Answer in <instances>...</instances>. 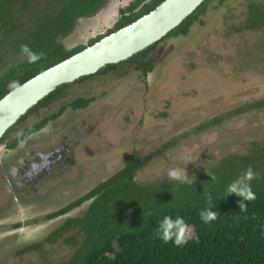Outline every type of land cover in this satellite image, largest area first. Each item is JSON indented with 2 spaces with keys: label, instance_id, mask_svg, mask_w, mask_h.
<instances>
[{
  "label": "trees",
  "instance_id": "trees-1",
  "mask_svg": "<svg viewBox=\"0 0 264 264\" xmlns=\"http://www.w3.org/2000/svg\"><path fill=\"white\" fill-rule=\"evenodd\" d=\"M162 1L133 0L119 10L120 17L111 28H106L104 34L89 38L86 45L79 43L67 49L63 40L72 34L78 20L93 16L105 0H0V58L12 59L6 64L9 65L7 68H0L3 70L0 72V98L48 67L149 13ZM229 1L233 0H204L159 41L124 61L106 65L95 74L58 86L3 134L1 154L11 152L21 143L31 144L29 138L32 135L67 109L82 111L95 102L97 98L88 93H78L68 100L71 96L68 90L79 82H92L100 74L115 69L116 78L135 72L146 82L155 69L151 55L161 42L187 36L195 24H204L203 18L212 4L216 3L213 8L217 10ZM243 1L245 18L238 30L256 33L264 29V0ZM22 44L40 56L35 63H28L21 55ZM11 82L15 84L10 87ZM105 94L101 93L103 97ZM64 101L66 104L57 112L48 113L53 104ZM256 110H264V99L238 105L203 121L192 131L200 135L227 120ZM39 113H43L39 120L23 125L26 119ZM82 135L76 139L69 136L72 149L83 141H80ZM185 136L186 133L169 139L141 159L135 151L122 155L120 166L115 170L114 165L100 170L88 191L44 218L64 216L63 221L56 224L42 242L25 245L17 255L34 254L45 244L60 242L74 250L59 264H264V143L252 142L247 153L223 156L212 167L188 174L195 177L191 185L175 180L142 182L138 178L145 163L175 150ZM69 156L74 163L72 153ZM7 161H3L5 168L13 167L14 161ZM249 166L256 173L251 181L255 198L244 201L248 207L242 212L237 204L242 198L228 195L225 189L232 180L240 179L243 170ZM208 197H211L210 201ZM206 207L217 212L216 219L207 223L200 218V211ZM77 209L81 215H70ZM165 216L173 221L176 216L184 219L187 228L183 244H175V237L167 242L160 238L157 230L163 227ZM22 226L15 224L13 227Z\"/></svg>",
  "mask_w": 264,
  "mask_h": 264
},
{
  "label": "rangeland",
  "instance_id": "rangeland-1",
  "mask_svg": "<svg viewBox=\"0 0 264 264\" xmlns=\"http://www.w3.org/2000/svg\"><path fill=\"white\" fill-rule=\"evenodd\" d=\"M129 2L133 0H109L107 12L79 19L72 34L63 40L65 47L71 49L104 34L119 18L117 8ZM215 4L203 18V25L195 24L187 36L168 38L157 46L151 55L155 69L146 82L135 72L116 78V69L92 82H79L68 90V100L78 93L91 94L97 100L82 111L67 109L46 124L33 135L37 144H21L20 152L10 158L16 167L21 152L45 145L56 147L65 134L74 139L83 134V141L72 149L74 163L68 171L43 178L44 173L38 185L27 186L28 195L16 192L12 198L0 172V264H59L67 260L74 249L60 242L45 244L34 254L17 255V251L42 242L56 226L54 220L43 221L45 214L83 194L100 170L119 167L122 155L135 151L141 159L169 139L186 133L175 150L143 165L138 178L154 182L170 180V168L196 174L223 156L247 153L252 142L264 143V110L227 120L200 135L192 131L203 121L238 105L264 99V29L256 33L238 30L245 18L243 0L226 2L217 10ZM11 60L0 58V68H7ZM101 93L106 94L103 97ZM64 102L53 104L48 113L57 112ZM42 116L35 114L23 125ZM0 168L6 172L9 169L2 163ZM32 194L36 197L31 198ZM70 215L81 212L77 209ZM15 224L23 226L17 229Z\"/></svg>",
  "mask_w": 264,
  "mask_h": 264
},
{
  "label": "water",
  "instance_id": "water-1",
  "mask_svg": "<svg viewBox=\"0 0 264 264\" xmlns=\"http://www.w3.org/2000/svg\"><path fill=\"white\" fill-rule=\"evenodd\" d=\"M203 1L164 0L149 13L9 91L0 98V138L21 116L58 86L95 74L106 65L117 64L142 51L177 27ZM108 4L109 0H105L104 5L94 15L107 12ZM53 153L54 151L49 155ZM42 162L33 166L30 171L31 178L35 179L46 172V168H42L45 162Z\"/></svg>",
  "mask_w": 264,
  "mask_h": 264
},
{
  "label": "flooded vegetation",
  "instance_id": "flooded-vegetation-1",
  "mask_svg": "<svg viewBox=\"0 0 264 264\" xmlns=\"http://www.w3.org/2000/svg\"><path fill=\"white\" fill-rule=\"evenodd\" d=\"M128 5L123 6V7H118L117 8L118 10H116L117 11L116 13L119 14V10L126 8ZM119 17H120V15H119ZM114 24H115V21L112 22V26ZM46 126L47 125H45L44 128ZM44 128H42L41 130H43ZM61 139L62 140L59 141L60 142L59 145L56 147L45 145L46 147L45 146L44 147L39 146V147H35L33 149H28L26 151V153H23V152L20 153V157H19L20 165H18L17 167H21V169L18 171V168L15 165H13V167H10L8 169L7 174L4 175L5 180H6V189L5 190H7L8 194H10L12 198L15 197L16 192L20 193L23 191L24 192L23 194L28 195V193H27L28 187L27 186H29L30 184L37 183L45 177H57L59 174H61L63 172H67L65 169V165H67L66 168L68 170L69 165L72 164V162H73L69 156V154L72 153V149H71V147H69L68 143H70V142H69V136H67V134L63 135ZM29 140H31V144H33V145H35L39 142V141H33L34 140L33 135H32V137L29 138ZM21 144H19L15 149H13L11 151L12 154L11 153L0 154V157H1L0 163H2L3 165L6 164L5 162H3L4 160H7L8 158L10 159L11 157L13 158V155L20 152L19 149H21V147L23 145V144L22 145ZM40 145H44V144H40ZM24 147H26V145H24ZM54 148L55 149L58 148L59 151L55 152L54 154H52L50 156L49 153L51 151H53ZM41 161H43L42 164L45 162V165H42L43 169L47 168L49 166L48 171L46 172L47 174L45 173L46 175L42 179H40L39 177L43 176L44 173H42V175L38 176L35 179H33V177L31 178L30 177L31 169L33 168V166L40 163ZM17 172H18V174H17ZM18 176L21 180H18ZM11 180H12V183H9V182H11ZM34 180H36V181H34ZM18 181H19V183H18ZM36 185H38V183ZM88 190H89V188L86 189V191H88ZM33 197H36V196L32 194L31 198H33ZM65 205L66 204H64L63 206H65ZM63 206H61V207H63ZM52 212H54V211H52ZM50 213L45 214V217H46V215H48ZM64 218L65 217L63 216L61 218H52V219H46L43 221L54 220V221H56L55 224H58V223H61Z\"/></svg>",
  "mask_w": 264,
  "mask_h": 264
},
{
  "label": "clouds",
  "instance_id": "clouds-1",
  "mask_svg": "<svg viewBox=\"0 0 264 264\" xmlns=\"http://www.w3.org/2000/svg\"><path fill=\"white\" fill-rule=\"evenodd\" d=\"M20 53L21 55L27 58L28 63H35L40 58V56L34 51H32L26 44H22L20 46ZM14 84L15 82H11L10 87L13 86ZM70 143H68L69 147H71ZM53 151L55 153V152H58L59 150L58 148L56 149L54 148ZM66 166L67 165H65V169L66 171H68ZM17 168H18V171L21 169V167H17ZM47 171H48V167L46 168V172ZM0 172L3 175L7 174L6 170L1 169V168H0ZM255 176H256V173L249 166L248 168L243 170V176L240 179L232 180L226 186L225 191L228 193V195L235 194L236 196L242 198L241 200L237 201L238 207L241 209L242 212L245 211L248 207V205H246L244 201L245 200L250 201L255 198V195L253 191L251 190V181L255 178ZM167 177L170 180H175L179 182L180 184H188V185L193 184V181L195 179L194 176L188 175V173L185 171L184 168H178V167L168 169ZM212 179H215V177L212 176ZM18 180H21L19 176H18ZM11 183H12V180H11ZM208 200L210 201L211 197H208ZM216 216H217V212L211 210L210 207H206L205 209L200 211V218L205 223L215 220ZM186 228H187V225L182 217L176 216L175 220L173 221L170 219V217L165 216L163 219V227L162 228L159 227L157 231L160 235V238L163 241L167 242L168 240L173 239V237H175L173 242L177 245H180V244H183L185 241Z\"/></svg>",
  "mask_w": 264,
  "mask_h": 264
}]
</instances>
